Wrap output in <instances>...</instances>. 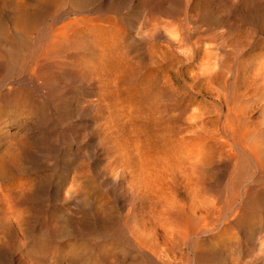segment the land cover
Returning a JSON list of instances; mask_svg holds the SVG:
<instances>
[{
    "label": "rangeland",
    "instance_id": "rangeland-1",
    "mask_svg": "<svg viewBox=\"0 0 264 264\" xmlns=\"http://www.w3.org/2000/svg\"><path fill=\"white\" fill-rule=\"evenodd\" d=\"M86 1L0 0V260L5 264H62L65 246L66 264H99L96 255L85 257L81 240L68 236L72 222L66 221L68 229L64 225L65 209H74V221L84 218L82 200L98 191L94 170L103 174L108 160L120 162L131 141L146 144L156 137L162 143L198 109L209 107L207 116L214 109L223 121L215 107L218 87L209 90L196 78L217 56L225 57L226 72L240 70L246 77L264 63V0ZM62 35L68 41L55 45ZM262 67L257 73L264 74ZM262 91L250 100L253 109L264 106ZM234 153L247 158L236 147ZM116 162L110 164L119 168Z\"/></svg>",
    "mask_w": 264,
    "mask_h": 264
},
{
    "label": "bare ground",
    "instance_id": "bare-ground-1",
    "mask_svg": "<svg viewBox=\"0 0 264 264\" xmlns=\"http://www.w3.org/2000/svg\"><path fill=\"white\" fill-rule=\"evenodd\" d=\"M64 41H68L67 35L53 43L59 45ZM223 58L217 56L215 62L206 63V68L202 63L204 72L195 74L207 82V89L218 87L219 106H212L224 113L223 121L221 113H212L214 109L208 110L212 111V118L206 113L209 107L205 112L195 109L192 116L185 117L186 122L182 120L184 126L178 132L174 130L169 138L164 137L162 143L156 137L149 138L147 146L129 142L131 146L124 149L121 159L114 156L120 159L119 168L110 164L116 162L114 159L108 160L103 174L94 170L98 191L91 190L94 192L88 202L82 200L84 218L74 221V209H65V227L67 220L72 222L68 236L83 242L85 257L96 255L99 264H264V106L254 104L253 109L250 103L264 91V74L257 73L264 63L257 66L253 76L246 77L240 70L234 75L232 69L226 72ZM231 80L234 81L229 84ZM255 110L261 113L259 117H255ZM234 147L247 158L234 153ZM74 203L77 205L76 197ZM69 252L65 246L62 264L68 263ZM0 264H5V260H0Z\"/></svg>",
    "mask_w": 264,
    "mask_h": 264
}]
</instances>
